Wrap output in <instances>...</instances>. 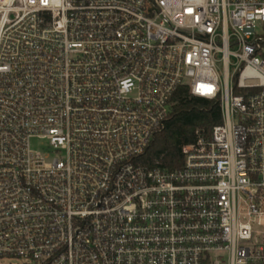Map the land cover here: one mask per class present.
Wrapping results in <instances>:
<instances>
[{"label":"built area","instance_id":"2783aa9c","mask_svg":"<svg viewBox=\"0 0 264 264\" xmlns=\"http://www.w3.org/2000/svg\"><path fill=\"white\" fill-rule=\"evenodd\" d=\"M0 259L264 264V0H0Z\"/></svg>","mask_w":264,"mask_h":264},{"label":"trees","instance_id":"16d2710c","mask_svg":"<svg viewBox=\"0 0 264 264\" xmlns=\"http://www.w3.org/2000/svg\"><path fill=\"white\" fill-rule=\"evenodd\" d=\"M222 123L221 108L217 102L191 97L187 89L174 96L171 119L151 147L150 159L160 160L175 169L183 163L182 147L194 141L199 127L211 131Z\"/></svg>","mask_w":264,"mask_h":264},{"label":"rangeland","instance_id":"374dc122","mask_svg":"<svg viewBox=\"0 0 264 264\" xmlns=\"http://www.w3.org/2000/svg\"><path fill=\"white\" fill-rule=\"evenodd\" d=\"M45 142L34 141L33 148L36 150H41L45 148ZM26 262L22 259H0V264H25Z\"/></svg>","mask_w":264,"mask_h":264}]
</instances>
